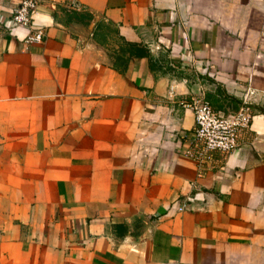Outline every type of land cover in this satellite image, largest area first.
Here are the masks:
<instances>
[{"label":"crops","instance_id":"1","mask_svg":"<svg viewBox=\"0 0 264 264\" xmlns=\"http://www.w3.org/2000/svg\"><path fill=\"white\" fill-rule=\"evenodd\" d=\"M22 1L0 0V264H264V0H37L31 26ZM197 96L254 113L212 163L185 154Z\"/></svg>","mask_w":264,"mask_h":264},{"label":"built area","instance_id":"2","mask_svg":"<svg viewBox=\"0 0 264 264\" xmlns=\"http://www.w3.org/2000/svg\"><path fill=\"white\" fill-rule=\"evenodd\" d=\"M37 0H23L12 14L11 21L16 25L31 26ZM41 29L31 30L28 42L40 41ZM193 112L195 126L185 154L199 164L214 162L238 147L239 138L248 129L253 119L250 100L244 96L239 108L232 114H222L202 97H192L183 103Z\"/></svg>","mask_w":264,"mask_h":264},{"label":"trees","instance_id":"3","mask_svg":"<svg viewBox=\"0 0 264 264\" xmlns=\"http://www.w3.org/2000/svg\"><path fill=\"white\" fill-rule=\"evenodd\" d=\"M127 43H129V45L131 44V48H130V46H128V52L131 55H133V54L136 53L137 55H139V57L140 56H145V57H148L149 59H152V55H151L149 49L145 45H143L141 43H138V44H136V43H130V42H127ZM123 50H124L123 47H121L120 51H123ZM114 56H121V55H114ZM117 58H120V57H117ZM116 60H118V59H116ZM113 66L116 67L117 65L113 62ZM151 67H152V63H151ZM205 100H207L215 110L219 111L218 110V107L212 101H210V99L207 98ZM238 108H239V106H236L235 107V111ZM224 114L227 115V113H225V112H224Z\"/></svg>","mask_w":264,"mask_h":264}]
</instances>
